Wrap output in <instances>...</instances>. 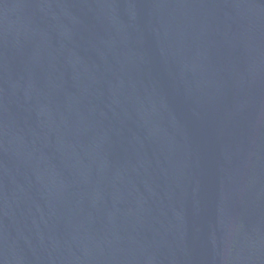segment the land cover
Returning a JSON list of instances; mask_svg holds the SVG:
<instances>
[{
	"label": "water",
	"instance_id": "water-1",
	"mask_svg": "<svg viewBox=\"0 0 264 264\" xmlns=\"http://www.w3.org/2000/svg\"><path fill=\"white\" fill-rule=\"evenodd\" d=\"M0 264H264V0H0Z\"/></svg>",
	"mask_w": 264,
	"mask_h": 264
}]
</instances>
